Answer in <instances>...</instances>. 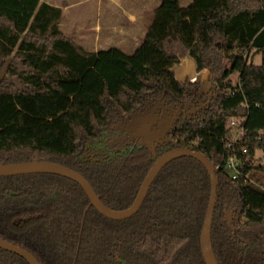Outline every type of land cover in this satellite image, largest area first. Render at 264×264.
<instances>
[{
    "label": "trees",
    "instance_id": "obj_1",
    "mask_svg": "<svg viewBox=\"0 0 264 264\" xmlns=\"http://www.w3.org/2000/svg\"><path fill=\"white\" fill-rule=\"evenodd\" d=\"M62 20L61 8L40 0H0V165H63L84 176L104 205L124 212L157 157L177 148L202 153L217 168L218 264H264V0H194L186 7L161 0L132 55L88 51L63 33ZM187 56L216 85L205 108L177 124L157 155L144 146L118 152L121 118L151 100L200 97L199 83H181L174 72ZM235 73L239 87L229 79ZM244 101L250 109L234 180L226 142ZM211 193L206 168L181 158L160 173L138 214L117 222L65 177L0 178V239L39 264H206L201 234ZM0 264L29 263L0 249Z\"/></svg>",
    "mask_w": 264,
    "mask_h": 264
},
{
    "label": "water",
    "instance_id": "obj_2",
    "mask_svg": "<svg viewBox=\"0 0 264 264\" xmlns=\"http://www.w3.org/2000/svg\"><path fill=\"white\" fill-rule=\"evenodd\" d=\"M180 65V67L177 66L174 69L178 81L185 84L188 80H192L195 78L196 64L193 60L191 61L190 65H186L183 63H181ZM183 107L184 105H180L176 112L169 115L168 121L164 123V129H162V131L156 132V129L153 128L152 125L150 126L148 123L144 127L146 130L144 131V134L147 133V136H149V133L151 134V132L154 133L153 139L152 135H150L149 137L152 140H150L151 142L146 145L150 149L151 153H156V149L159 145L162 144V140H165L171 133V131L175 128ZM154 119L158 120V116ZM181 158H192L197 160L206 168L210 175L212 193L201 234V252L206 264H218L212 244V226L218 197V179L214 164L202 153L192 151L187 148H177L157 158V160L147 173L134 204L131 208L124 212H116L105 206L101 199L95 193L92 185L86 180L84 176L60 164L52 162H23L0 165V178L37 174L57 175L65 177L76 182L83 188L92 206L102 216L113 221L122 222L131 219L140 211L150 188L152 187L159 174L169 164ZM0 249L9 251L22 257L29 264H39L35 257L32 256L29 252L18 246L3 241L2 239H0Z\"/></svg>",
    "mask_w": 264,
    "mask_h": 264
},
{
    "label": "crops",
    "instance_id": "obj_3",
    "mask_svg": "<svg viewBox=\"0 0 264 264\" xmlns=\"http://www.w3.org/2000/svg\"><path fill=\"white\" fill-rule=\"evenodd\" d=\"M41 2L63 10L61 30L86 50L98 53L117 48L126 53L127 49H132L134 54L151 27L147 28L144 23L145 16L155 12L161 0H90L87 12L82 14L75 11V3Z\"/></svg>",
    "mask_w": 264,
    "mask_h": 264
},
{
    "label": "flooded vegetation",
    "instance_id": "obj_4",
    "mask_svg": "<svg viewBox=\"0 0 264 264\" xmlns=\"http://www.w3.org/2000/svg\"><path fill=\"white\" fill-rule=\"evenodd\" d=\"M199 73H202V72H199ZM197 74L198 73L196 72V75ZM209 76L210 74L208 73V77ZM195 80H197L196 76L194 79L188 80L186 83H189L191 85V84H194L192 82ZM213 87H216V85H214ZM200 92H201V88H200ZM209 93L207 95L201 93L200 97H195L193 101L186 103V104H178V103L172 102L171 100H167L164 98L159 99V100H151L146 104V106L141 111H138L137 113H134L133 115L129 117L121 118L116 126L117 134L114 138L115 142L118 145L117 151L126 153L129 146L147 147L146 145H148L151 142L150 140H152L149 137L150 135L147 136L148 135L147 133L144 134V131H146L144 127L147 125V123L150 126L152 125V127L156 129V132L162 131V129H164V123L168 121L169 115L176 112L178 108L180 107V105H184V107L182 108V112L178 118L176 126L183 120H186L188 118H193L194 116L199 115L201 111L203 110V108H205L206 106L205 96L206 97L209 96ZM157 116H158V120H155L154 118ZM171 133L167 136L165 140H162L161 145H165L167 144L168 141H170ZM152 155L155 156L157 155V153L155 154L152 153ZM157 158L155 159V161L157 160Z\"/></svg>",
    "mask_w": 264,
    "mask_h": 264
},
{
    "label": "rangeland",
    "instance_id": "obj_5",
    "mask_svg": "<svg viewBox=\"0 0 264 264\" xmlns=\"http://www.w3.org/2000/svg\"><path fill=\"white\" fill-rule=\"evenodd\" d=\"M62 1L64 3H75V4H77V5H75L74 9H75V11L77 13L82 14V13H86L87 12L88 2L90 0H62ZM130 2H133V1H129V3ZM159 2H160V0H159ZM193 2H194V0L193 1H191V0H183L182 1V6L186 7V6L190 5V4H192ZM159 4H161V2ZM126 7L134 8V7L130 6V5H126ZM154 19H155V12L154 11L152 13H150V14L145 16L144 23L148 26L147 28H149L153 24ZM125 52L127 54L131 55V54H133L132 52H134V51H132V49H127V51H125ZM191 61H192L191 58L189 56H187L182 63L186 64V65H190ZM261 62H262V60H261V57H259V56L254 59V63L257 64V65H260ZM100 70H101V68H100ZM208 73H209L208 70H205L202 73H198L196 75L197 80L192 82V83H199L202 86L201 87V93H203L205 95H207L209 93V91L211 90V88L214 86V83L210 80V77H208ZM110 75H114V74L111 73ZM229 79L234 84H237L238 81H239V74H237V73L232 74ZM153 134L154 133H152V132H151V134L149 133V135H152V139L154 137ZM257 158H258V161L260 163L261 159H262V152H259L257 154Z\"/></svg>",
    "mask_w": 264,
    "mask_h": 264
},
{
    "label": "built area",
    "instance_id": "obj_6",
    "mask_svg": "<svg viewBox=\"0 0 264 264\" xmlns=\"http://www.w3.org/2000/svg\"><path fill=\"white\" fill-rule=\"evenodd\" d=\"M233 85L234 87H239V81L237 84L233 83ZM239 108L242 109L244 115L230 121L233 134L226 142V147L231 151V156L227 162V168L232 171V178L234 180L240 177V170L242 168V165L237 161L236 148L243 141L246 133V122L248 120L250 105L247 101H244L240 104Z\"/></svg>",
    "mask_w": 264,
    "mask_h": 264
}]
</instances>
